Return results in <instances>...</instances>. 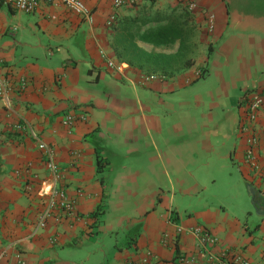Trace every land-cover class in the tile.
<instances>
[{"label": "crops", "instance_id": "1", "mask_svg": "<svg viewBox=\"0 0 264 264\" xmlns=\"http://www.w3.org/2000/svg\"><path fill=\"white\" fill-rule=\"evenodd\" d=\"M116 1L86 0L87 19L49 2L33 14L0 6V264H264V107L258 169L239 130L242 97L264 93V17L230 13L224 0ZM182 11L194 25L191 67H131L115 52V25L133 20L143 33ZM39 140L76 216L37 230L52 184ZM196 226L217 243L200 244Z\"/></svg>", "mask_w": 264, "mask_h": 264}, {"label": "built area", "instance_id": "2", "mask_svg": "<svg viewBox=\"0 0 264 264\" xmlns=\"http://www.w3.org/2000/svg\"><path fill=\"white\" fill-rule=\"evenodd\" d=\"M43 2H49L55 5L63 6L71 12L81 16L83 18H90V10L86 7V0H0L7 6L12 7L16 11L25 14H33L36 12ZM122 1L117 0L116 6H120ZM191 8L193 5L191 4ZM210 28H213V18L210 19ZM113 65V64H111ZM26 87V81L21 82L20 88L24 90ZM8 87L4 80L0 79V96H7ZM244 106V116L239 126L242 137L245 138L247 143V159L250 161V165L254 169L259 168L258 150L260 147V133L262 131L261 123L259 121L260 112L264 107V93L256 90L246 94L241 99ZM76 123V117L73 114H69L64 118L63 125L66 128H72ZM21 131L26 130V125L21 124L17 126ZM33 135L34 132L31 130ZM39 147L44 152L46 165L52 176V184H48L42 195L49 196L50 200L48 205L38 213L35 219L36 229H44L49 224L50 219H60V214L64 213L67 216H76L72 203L66 199L65 193L61 188L57 187L58 182L62 179L59 167L54 161L55 153L52 148L47 144L39 140ZM31 185L26 184V191H31ZM60 213V214H59ZM59 217V218H58ZM180 231V230H179ZM192 234L198 237L200 244H215L217 239L212 233L202 226H196L191 229ZM237 259L241 264H246L241 256H234V260Z\"/></svg>", "mask_w": 264, "mask_h": 264}, {"label": "trees", "instance_id": "3", "mask_svg": "<svg viewBox=\"0 0 264 264\" xmlns=\"http://www.w3.org/2000/svg\"><path fill=\"white\" fill-rule=\"evenodd\" d=\"M3 3H0L2 6ZM133 20H127L123 23V27L115 25L114 29L119 34L116 42L114 43V50L120 58L129 66H138L139 68H154L161 69L162 73H167L168 67L186 58V67H191L193 61L187 58L188 53L191 51L194 38V25L192 23V16L187 11L172 13L164 20H161L162 25L155 28H150L145 32H141L140 28L132 26ZM143 25H145L143 23ZM142 41L156 46H169L180 42V48L176 55L165 54H152L148 53L138 47L136 41ZM211 57V52L209 59ZM153 66V67H152ZM97 165L98 173H103L104 168L107 166L101 155L98 154ZM2 170V159L0 157V174ZM107 198V194L103 193V199ZM101 208L98 209L96 215L100 213Z\"/></svg>", "mask_w": 264, "mask_h": 264}, {"label": "flooded vegetation", "instance_id": "4", "mask_svg": "<svg viewBox=\"0 0 264 264\" xmlns=\"http://www.w3.org/2000/svg\"><path fill=\"white\" fill-rule=\"evenodd\" d=\"M228 11L264 17V0H224Z\"/></svg>", "mask_w": 264, "mask_h": 264}, {"label": "rangeland", "instance_id": "5", "mask_svg": "<svg viewBox=\"0 0 264 264\" xmlns=\"http://www.w3.org/2000/svg\"><path fill=\"white\" fill-rule=\"evenodd\" d=\"M194 4H195V2L192 3L193 8H195V5H194ZM3 10H4L5 12H7V8H4ZM243 195L245 196V198H247V199L249 198V193L247 192V189H246V191L244 190Z\"/></svg>", "mask_w": 264, "mask_h": 264}]
</instances>
